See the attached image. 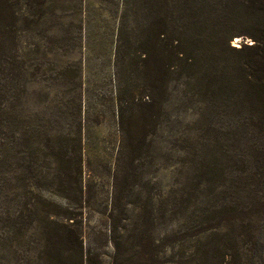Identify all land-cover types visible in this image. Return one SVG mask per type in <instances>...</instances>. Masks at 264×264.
<instances>
[{"label":"rangeland","instance_id":"374dc122","mask_svg":"<svg viewBox=\"0 0 264 264\" xmlns=\"http://www.w3.org/2000/svg\"><path fill=\"white\" fill-rule=\"evenodd\" d=\"M26 2L0 20V264H264L257 16Z\"/></svg>","mask_w":264,"mask_h":264},{"label":"trees","instance_id":"16d2710c","mask_svg":"<svg viewBox=\"0 0 264 264\" xmlns=\"http://www.w3.org/2000/svg\"><path fill=\"white\" fill-rule=\"evenodd\" d=\"M27 9L32 7L35 0H25ZM246 11H251L257 16L261 26L259 34L253 36L256 43L249 47L255 54L252 62L243 63L247 78L246 82L259 97V101L264 104V0H241ZM20 0H0V20H8L7 26L14 22V12L12 8H17Z\"/></svg>","mask_w":264,"mask_h":264}]
</instances>
